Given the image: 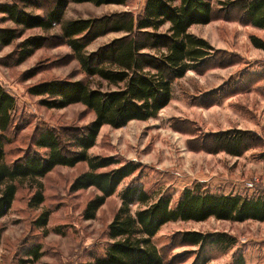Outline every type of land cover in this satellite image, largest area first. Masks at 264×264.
I'll use <instances>...</instances> for the list:
<instances>
[{
    "label": "rangeland",
    "instance_id": "obj_1",
    "mask_svg": "<svg viewBox=\"0 0 264 264\" xmlns=\"http://www.w3.org/2000/svg\"><path fill=\"white\" fill-rule=\"evenodd\" d=\"M208 1L214 9L213 19L191 26L188 32L210 44V56L172 82L171 99L155 116L130 120L119 128L103 125L87 151L89 156H111L118 161L99 171L125 162L136 164V170L119 183L92 219H84L82 212L86 201L99 191L95 187L69 190L73 178L87 170L85 162L74 167L57 166L40 178L43 201L38 205L28 204L36 190L34 183L17 184L10 208L0 217V264H79L103 256L112 241L107 225L120 206V192L129 184H141L151 201L160 195L168 196L171 206L186 189L196 193L264 195V49L250 40L255 35L264 41V29L246 24L237 8H226L228 0ZM36 2L39 7L31 5L26 10L43 14L50 4V0ZM143 3L144 0H128L125 5L96 6L70 2L64 20L95 18L122 10L137 15ZM168 25L165 23L159 30L166 32ZM0 26L14 24L0 14ZM38 34H60V26L49 32L27 29L0 49V83L15 100L12 122L3 132V161L8 164L31 145L36 128L76 129L89 124L95 116L81 103L48 108L40 104L41 96L27 93L28 86L58 78L81 79L105 91L117 88L99 77L87 78L65 41L51 36L45 46L16 63L17 55L10 53L17 43ZM121 35L114 31L100 36L86 51ZM147 52L160 55L163 50ZM33 69L36 73L32 75ZM225 131L231 132L229 137L236 131L246 132L241 154L219 149L213 135ZM247 182H252V187ZM141 207L132 204L130 210ZM43 212L47 214L46 224L35 225ZM187 230L224 233V242L216 244L210 239L199 253V246L182 241L180 232ZM152 241L163 264H191L195 258L199 263L205 254L209 258L206 264H235L240 254L243 264H264V220L238 222L209 217L203 221H169ZM37 244L40 256L32 259L28 251Z\"/></svg>",
    "mask_w": 264,
    "mask_h": 264
},
{
    "label": "trees",
    "instance_id": "obj_2",
    "mask_svg": "<svg viewBox=\"0 0 264 264\" xmlns=\"http://www.w3.org/2000/svg\"><path fill=\"white\" fill-rule=\"evenodd\" d=\"M124 1L50 0L43 14L26 10L31 5L39 7L36 0H12L10 4H0L2 19L14 24L13 27L0 28V49L20 38L27 29L40 28L49 32L59 25L60 34L50 36L65 41L86 77L96 76L117 87L105 91L92 88L81 79L58 78L28 86L27 93L41 96L40 104L48 108L81 103L95 116L89 124L76 129L36 128L31 145L8 164L3 161V143L6 142L3 132L12 122L15 100L0 83V217L10 208L17 184L33 182L36 190L28 204L38 205L43 201L40 178L57 166L74 167L85 162L87 170L73 178L69 190L74 192L95 187L99 191L86 201L82 212L84 219L94 218L106 198L137 168L136 164L125 162L99 171L118 163L111 156L88 155L87 151L95 144L100 128L103 125L119 128L130 120H146L155 116L170 101L172 82L187 70L196 69L210 56V44L187 32L191 25L207 24L213 19L214 9L208 0H145L136 17L125 11L95 18L63 19L70 2L101 5ZM225 6L237 8L246 24L264 29V0H228ZM165 23H169L167 32H159ZM114 31L125 34L95 50L86 51L95 39ZM50 36L29 35L20 40L10 54L17 55L15 62L21 63L35 50L45 46ZM250 40L254 46L264 49L261 38L251 35ZM144 49L163 52L155 55L142 51ZM34 73L35 69L32 75ZM230 133L214 134V141L219 149L239 155L244 149L241 145L246 132L236 131L233 137H229ZM119 198L120 206L107 225V234L112 241L106 245L104 255L79 264H163L152 237L169 221H203L209 217L238 222L264 220V195L196 193L186 189L171 206L168 196L160 195L151 201L142 185L135 183L127 185ZM132 204L142 207L132 212ZM46 222L47 214L43 212L34 224L44 226ZM180 235L186 244L199 246V253L210 239L220 244L225 238L224 233L204 234L196 230L183 231ZM28 255L38 259L40 245L31 248ZM233 256L236 257V252ZM208 260L205 254L199 263L195 258L191 264H206ZM235 264H243L241 254L235 258Z\"/></svg>",
    "mask_w": 264,
    "mask_h": 264
},
{
    "label": "crops",
    "instance_id": "obj_3",
    "mask_svg": "<svg viewBox=\"0 0 264 264\" xmlns=\"http://www.w3.org/2000/svg\"><path fill=\"white\" fill-rule=\"evenodd\" d=\"M127 1L128 0H126V2L124 1L123 3H107V4H104V5H108V4H113V5H125L126 3H127ZM4 3H7V4H10V3H12V1H10V2H2V3H0V4H4ZM84 3H91V2H84ZM144 3H145V0H144ZM144 3H143V6H142V9H143V7H144ZM93 4V3H92ZM95 5V4H94ZM102 5V4H101ZM96 6H100V5H96ZM142 9H141V11H142ZM125 11H129V10H122V11H118V12H125ZM131 12V11H130ZM1 14V13H0ZM139 14V13H138ZM2 15V14H1ZM133 16L134 17H136L137 15H134L133 14ZM63 19H64V16H63ZM169 24V23H168ZM194 25H196V24H194ZM191 26H193V25H191ZM190 26V27H191ZM168 27H169V25H168ZM168 27H167V29H168ZM189 27V28H190ZM0 28H2L1 26H0ZM161 28V27H160ZM188 28V29H189ZM40 29V28H39ZM40 30H42V29H40ZM159 32H161L160 30H159ZM167 32V31H166ZM187 32H188V30H187ZM162 33H164V32H162ZM189 33V32H188ZM122 34H125L124 32H122ZM39 35H43V34H39ZM27 37V36H26ZM119 37V36H118ZM7 46V45H6ZM96 49V48H95ZM94 49V50H95ZM142 51H145V52H147V49H144V50H142Z\"/></svg>",
    "mask_w": 264,
    "mask_h": 264
},
{
    "label": "built area",
    "instance_id": "obj_4",
    "mask_svg": "<svg viewBox=\"0 0 264 264\" xmlns=\"http://www.w3.org/2000/svg\"><path fill=\"white\" fill-rule=\"evenodd\" d=\"M248 187H252V182H247V184H246Z\"/></svg>",
    "mask_w": 264,
    "mask_h": 264
}]
</instances>
